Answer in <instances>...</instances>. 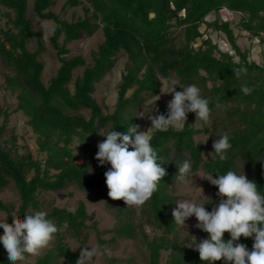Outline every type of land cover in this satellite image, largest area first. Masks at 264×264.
<instances>
[{"label": "trees", "instance_id": "obj_1", "mask_svg": "<svg viewBox=\"0 0 264 264\" xmlns=\"http://www.w3.org/2000/svg\"><path fill=\"white\" fill-rule=\"evenodd\" d=\"M29 1L0 0L13 12L9 16L11 25L0 27V60L12 70L6 74L5 84L16 94L14 110L28 117L38 150L45 156L36 158L31 151L19 154L15 134L2 139L9 117L5 111L4 123L0 126V188L13 182L20 197L18 206L0 200V211L6 212L7 223L13 222L12 216L23 219L40 211L42 192L63 191L70 184L99 192L111 206L104 175L111 165L101 166L95 158V136L105 130L126 133L131 124L139 125L142 131L138 111L144 107L147 95L160 94L161 77L170 80L176 75L178 90L195 84L200 95L209 99L210 122L222 118L218 125L210 127V123L204 125L200 121L202 127H196V114L190 112L180 128L151 131V144L158 157L164 158L167 175L142 211L161 233L149 239L143 223L137 227L132 206L121 199L116 200L119 219L112 229L113 238H134L140 229L148 248L149 264H208L200 260L197 251L184 246L191 240L177 238L179 225L174 223L171 209L179 198L173 192L178 172L176 164L189 159L192 162L190 173L202 167L204 173H213V178L229 170L245 174L264 194V62L249 59V51L242 50L237 43L229 20L208 19L212 13L222 10L240 13L238 28L264 43V0H65L66 8L83 7L84 16L76 20L64 18L51 9L59 0H33L34 13L41 19L53 21V27L58 26L50 36V43L60 64L48 82L43 78L45 64L40 59L45 44L42 34L32 28V20L27 16ZM203 25L223 32L233 52L222 50L211 37L203 38ZM174 27L182 28V40H177ZM99 29L103 30L104 40L92 52L91 63L88 64L82 54H71L70 43L93 36ZM31 38L37 40L34 50L29 49ZM199 39H202L201 44L196 46ZM122 52L127 62L117 101L112 112H105L94 93L97 83L116 65L117 56ZM80 67H84L82 74L75 75ZM240 67L247 72L238 78L234 70ZM242 85L252 88V92L244 94ZM217 103L221 107L217 108ZM217 110L223 111V116L216 115ZM161 114L167 117L168 112L159 102L157 115ZM202 132L209 133L212 142L225 133L229 135L231 148L227 150L226 160H212L211 155L203 158L204 143L196 139ZM75 141L84 150L82 160L73 147ZM220 201L212 200L205 206L206 210L211 211ZM46 213V218L58 229L54 234L56 242L38 256L35 264H56L59 258L65 259L67 264H76L80 254L65 240L62 230L65 228L73 237L87 236L86 204L80 202L75 210L55 206ZM0 235H3L2 228ZM208 235L203 231L196 242ZM230 238V233L225 232L224 239ZM238 243L251 251L254 237L241 236ZM163 251L168 252L165 260ZM0 264H11L2 243ZM216 264H226V261L221 259Z\"/></svg>", "mask_w": 264, "mask_h": 264}, {"label": "clouds", "instance_id": "obj_2", "mask_svg": "<svg viewBox=\"0 0 264 264\" xmlns=\"http://www.w3.org/2000/svg\"><path fill=\"white\" fill-rule=\"evenodd\" d=\"M55 27L58 26H43L44 34L54 32ZM246 72L244 67L234 70L238 78ZM161 88H166L162 93L172 94L173 99L167 105V117L163 114L148 116L151 120L149 129L166 131L169 127L180 128L187 121V114L190 112L196 114V122L201 121L204 125L210 123L209 99L200 95V89L195 84L180 87L183 90L176 91L177 81L170 79L167 83L162 82ZM252 90L246 85L241 86L244 94H250ZM216 107L221 105L217 103ZM148 130L140 131L139 125L131 124L126 133L115 130L99 133L106 139L98 143L95 158L101 166L106 163L111 165L104 173L108 196L112 200L122 199L127 206L144 205L158 190L161 179L167 175L163 166L164 158L158 157ZM230 148L229 135L225 133L213 142L214 151L209 155L212 160L218 158L224 161ZM176 165L178 172L174 179L183 185L188 184L192 162L185 159ZM217 176L218 178H213V173L199 176L218 188V196L226 197L211 211L206 210L205 204H197L194 200L176 202L177 206L172 211L175 224L185 226V221L195 216L198 221L195 227L209 234L208 238L199 243L195 238L184 246L193 248L199 253L200 260L207 261L208 264H216L221 259L226 264H264V194L258 191L257 184L245 174L238 175L229 170L226 174ZM46 217V212L37 211L23 219L12 216L11 224L7 223V217L0 221V228L3 229L0 243L3 244L11 264L24 261L26 255H40L53 240L58 229ZM225 232L230 233V239H224ZM241 236L254 237L251 251L246 245L238 243ZM105 254H111L107 246L102 249L100 245H94L90 250L89 247H84L76 264H91L94 257Z\"/></svg>", "mask_w": 264, "mask_h": 264}, {"label": "rangeland", "instance_id": "obj_3", "mask_svg": "<svg viewBox=\"0 0 264 264\" xmlns=\"http://www.w3.org/2000/svg\"><path fill=\"white\" fill-rule=\"evenodd\" d=\"M65 0H59L55 6L51 9L58 13L60 16L67 18L69 20H76L84 16V9L82 6H77L74 8L64 7ZM33 0L29 1V7L27 11V16L32 20V28L40 32L43 36V42L45 44V50L40 56V59L44 62L45 68L43 72V78L46 82L56 73L59 67V59L56 50L52 47L50 43V36L52 32H47L44 34L43 26L47 25L49 28L53 27V21L41 19L38 17L32 8ZM86 5H89L88 3ZM13 12L0 3V27H7L8 24L11 25L9 21V16ZM241 14L230 12L228 10H222L218 13H212L208 16L209 20L219 18L220 20H229L231 26L235 30L237 35V43L242 48V50L249 51V59L255 60L259 63L264 62V43L258 38H252L248 35L246 31H242L238 28L237 24L240 20ZM9 22V23H8ZM204 31L203 38L211 37L212 40L219 45V47L224 51L233 52L232 47L223 32L216 31L211 28H206L205 25L201 27ZM174 34L177 36V40H182V28L174 27ZM104 40L103 30L99 29L93 36H84L82 39L70 43L68 46L71 48V54H82L85 56L87 63L92 62V52L96 51L98 45ZM199 39L196 46L201 44ZM37 47L36 38H31L29 41V49L34 50ZM238 59V57H236ZM127 62V56L122 52L118 54L116 65L105 75V77L97 83V89L94 93V97L102 105L105 112H112L114 110L117 96L118 87L122 81V74L124 72V67ZM84 67L77 68L75 70V75H81ZM12 73V70L5 66L0 60V126L4 123L5 111H8L9 117L7 121L6 128L4 130L3 138H11L13 134L16 135V146L18 148L19 154L27 153L31 151L36 158H44L45 154L40 153L38 150V145L36 142V134L34 133L32 127L28 124V117L22 111H15L17 104V97L15 93H12L6 88L5 79L6 74ZM172 79L177 81V86L179 85V78L175 75ZM161 81L167 83L169 80L161 77ZM161 82V87H162ZM166 91V88H161L160 94L157 96L147 95L144 107L138 111L139 117L142 121V131H147L151 127V120L148 116L158 114L159 102L166 106L167 112L168 103L173 99V95L170 93H162ZM176 91H180L176 89ZM159 101V102H158ZM83 113L88 115V111L84 110ZM216 115H222L223 111L217 110ZM220 116L217 119H213L210 122V127L218 125ZM184 123V122H183ZM183 125V124H182ZM196 127H202L200 121H194ZM182 127V126H181ZM149 134L152 129H149ZM107 133V130L100 132V134ZM97 134L95 136V146L98 152V143L102 142L105 137ZM196 139L204 143V159L210 157V153L213 149L212 138L209 133H200L196 136ZM10 144V143H9ZM73 147L80 155V160L83 158L84 150L78 141H75ZM246 171L245 165H241ZM204 170L201 167L197 172L190 173L188 176V184L183 185L176 181L174 185V194L179 198L178 201L183 200H194L197 204H205L204 207L214 199H223L225 197H220L217 195L218 189H215L213 185L206 179H201L199 176H203ZM107 193H108V188ZM206 196V197H205ZM208 197V198H207ZM42 201V207L40 211H49L52 207H65L70 210H75L80 202L86 204L87 212L89 218L87 224L89 227L85 230L87 236L85 237H73L65 228H63L65 240L70 244V246L80 254L84 247H90L94 245H100L103 249L104 246L110 250V255L105 254L99 257H94L91 264H149L148 248L145 241L142 239V233L140 229H137V235L134 238L129 237H114L112 229L118 224L117 216V205L116 200H112L111 206L107 205V201L104 195L97 191H89L74 184H70L65 190L54 192V191H44L39 195ZM0 200L5 203L11 202L16 206L20 204L19 193L11 182L8 186L0 188ZM177 205L171 206L174 209ZM143 205L140 207L132 206V216L134 221L138 226L139 223H143L144 231L147 233L149 239L154 235L160 234L161 231L156 229L147 221V213L142 211ZM7 214L4 211H0V219L6 218ZM198 223L195 216L188 218L185 221V226L178 227L177 238L179 241H184L186 239L193 240L200 236L203 232L201 229L195 227ZM95 224V226H94ZM103 241V243H102ZM56 242V237L54 235L53 240L49 245L42 250L41 254H44L49 248L53 247ZM40 254V255H41ZM168 252L163 251V260L167 257ZM39 256V255H38ZM38 256H26L24 261L17 262V264H35ZM56 264H67V261L63 258L56 260Z\"/></svg>", "mask_w": 264, "mask_h": 264}]
</instances>
